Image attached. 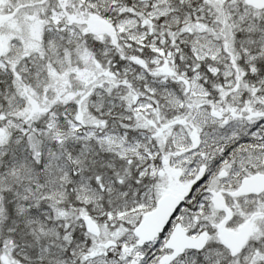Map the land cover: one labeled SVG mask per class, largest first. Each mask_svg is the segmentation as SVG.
I'll return each instance as SVG.
<instances>
[{"label":"snow or ice","instance_id":"1","mask_svg":"<svg viewBox=\"0 0 264 264\" xmlns=\"http://www.w3.org/2000/svg\"><path fill=\"white\" fill-rule=\"evenodd\" d=\"M0 264H264V0H0Z\"/></svg>","mask_w":264,"mask_h":264}]
</instances>
